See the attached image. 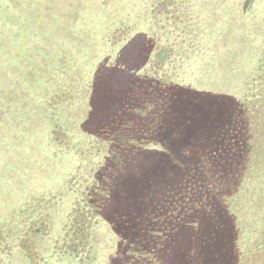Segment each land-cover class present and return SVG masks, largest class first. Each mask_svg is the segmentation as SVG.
Returning a JSON list of instances; mask_svg holds the SVG:
<instances>
[{
	"label": "trees",
	"instance_id": "obj_1",
	"mask_svg": "<svg viewBox=\"0 0 264 264\" xmlns=\"http://www.w3.org/2000/svg\"><path fill=\"white\" fill-rule=\"evenodd\" d=\"M69 4L79 22L61 29L58 64L43 65L44 77L30 70L43 94L25 83L17 94L37 97L36 109L25 111L37 117L31 162L38 175L26 186L24 167L22 175L11 168L18 187L3 177V206L11 209L0 212V264H240L261 253L253 249L264 215L253 219L250 208L260 211L264 198V0ZM34 39L37 48L47 43ZM3 104L7 124L21 106ZM82 116L62 143L65 122L78 129ZM174 116L207 122L210 146L201 149L200 130L189 143L198 152H173ZM70 146L71 174L64 166ZM159 161L172 170L158 180L160 196L148 200ZM77 209L83 219L74 228ZM30 233L41 238L31 242Z\"/></svg>",
	"mask_w": 264,
	"mask_h": 264
},
{
	"label": "rangeland",
	"instance_id": "obj_2",
	"mask_svg": "<svg viewBox=\"0 0 264 264\" xmlns=\"http://www.w3.org/2000/svg\"><path fill=\"white\" fill-rule=\"evenodd\" d=\"M75 13V11H72L69 0H0V64L3 66L0 70V117H4L3 115L6 113V111H4L3 101L15 100V103L21 106L20 113L14 112L11 115L10 119L5 118L7 124H3L0 122V203H2V205L0 206V212H2V214H5V210L7 208L11 209L10 206H8L7 208L6 205L3 206V204L8 201L7 198L4 197L1 190L3 177H9L11 179L14 178L10 183L15 187H18L21 184L19 180L20 177L17 174L12 173L11 168H16V170H19V172L21 173V167H24L22 169V172L26 177H29V179L24 178L26 186H29V181H32L33 175H38L35 169V165L33 164V162H31V160L34 159L35 155V145L32 144L31 133L32 135L35 133L38 137H40L38 129L36 130L31 128L32 123H34V118L37 117L35 115H29V112L26 113L25 110H29L27 106L31 108L33 104L36 109L35 104L37 103V101L35 98L37 97L34 96L43 94V89L40 86L31 84L33 82L32 73L30 70H32V72L34 71L40 74L38 76L37 74L34 75V78L35 76L44 77L46 75L48 76V74L45 69L42 68L43 65L47 67L50 65L58 64L60 54L64 46L62 36H65L62 35L63 30L61 29H65V22H70L71 18L74 19V22L76 21L75 25L79 22L78 17L75 16ZM8 27L9 30L4 31ZM34 36L37 38L40 37V39H42L44 43H47L42 44L40 48L35 47L33 43V41L35 40ZM48 40L50 42H48ZM52 41H54L55 44H52ZM50 43L53 46L52 51L51 49H48V44ZM78 45H80V43H78ZM10 54L15 56L17 60L15 64L13 62H7V57H11ZM18 61L20 62V64H17ZM59 72H63L62 67L59 68ZM23 83L32 87L31 90L34 96L26 93V98H21V96L18 97L17 94H19V92L23 90ZM62 110L63 109H61L63 117L65 119L70 118L68 110ZM98 115L99 112L96 111L94 119L91 121L90 118L89 123L96 124ZM19 118L22 119V122H19L21 124L18 125L14 120ZM23 119H25L26 122H23ZM82 119L83 116L80 117V121L78 122V129L75 126H72V121L67 122L65 120L67 122H65V128L62 134H58V136L63 139L62 143L66 141V136H70V134H72V130L78 131L80 127H82V125L84 124L83 121H81ZM35 121H37V119ZM182 122L183 119L181 116H174V125L171 126L170 124L169 126V128L172 127L171 130L174 129V133H177L174 136L175 145H169L170 149H172L173 152L177 148L181 147L186 151L198 152L199 149H190L191 147H189V143L190 140L198 135V132L200 130L203 133L205 132L203 136L201 135V149H207L210 146V142L212 141V137L214 134H211L210 126L207 130V122L197 118H194V120H184V122ZM7 143L10 145V148H7ZM58 143L59 141L56 136L53 137L51 142L52 147L58 148ZM70 150L71 151H68V158L66 157V160L64 162L65 170H67L69 174L77 170V159L74 155V152L76 150H74L72 146H70ZM172 151H170L169 153L173 154ZM160 153L161 152H159V154ZM154 169H156L158 173L155 179L149 182L151 187L149 186L147 189L146 197L148 200H152L155 196L156 198L160 196L161 192L158 180L162 178L161 175H165L167 177L169 172L172 170V166L163 167L159 161L158 164H155ZM44 175L45 172H40L39 174V176ZM146 185H148V183ZM149 190L150 193L148 194ZM83 201L87 202L88 200L86 197H84ZM19 203L21 202L18 198L15 199L14 202L13 199H11V206L15 207ZM80 206L81 205H77L76 207L79 208ZM258 206L260 208V211L255 210L256 206H254V204V208H250L252 209V211L254 210L257 213L251 215V218L253 219H257L258 217H262L264 215V198L263 200H261L260 204L258 201ZM247 210L249 211V208ZM200 211L202 215H204V209L202 208L200 209ZM80 214L81 213L77 209L70 216V225L72 227L76 228L77 223L83 219ZM43 220L47 221L45 223H49L48 219L45 218ZM41 221L42 220H40V222ZM49 227L48 229L45 227L46 229L43 232L48 231L50 229ZM30 234L31 235H29V237L34 236L33 239L30 240L31 242H35L36 240L41 238L37 235H33V233ZM170 239L171 240L169 244L173 243L174 231L170 235ZM255 244V249H253L255 250L254 252L258 250V252L261 253L256 254V256H253L251 258L244 259L240 264H264V235L260 234ZM34 245V243H31L30 248H32V246L34 247ZM60 249L63 250L64 246H61ZM1 252L2 256L7 255L6 257H8V255H11L10 250L2 249ZM1 261L2 260L0 259V263Z\"/></svg>",
	"mask_w": 264,
	"mask_h": 264
}]
</instances>
